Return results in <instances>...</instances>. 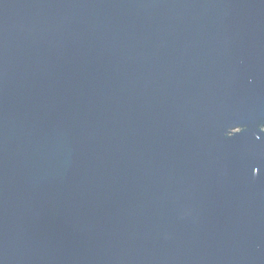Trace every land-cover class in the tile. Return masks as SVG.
Wrapping results in <instances>:
<instances>
[{
  "label": "water",
  "instance_id": "1",
  "mask_svg": "<svg viewBox=\"0 0 264 264\" xmlns=\"http://www.w3.org/2000/svg\"><path fill=\"white\" fill-rule=\"evenodd\" d=\"M0 264H264V0H0Z\"/></svg>",
  "mask_w": 264,
  "mask_h": 264
}]
</instances>
